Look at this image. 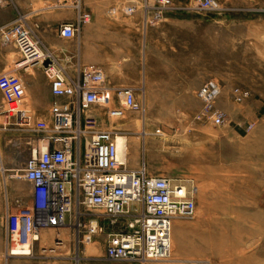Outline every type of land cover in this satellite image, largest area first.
<instances>
[{
	"label": "rangeland",
	"instance_id": "374dc122",
	"mask_svg": "<svg viewBox=\"0 0 264 264\" xmlns=\"http://www.w3.org/2000/svg\"><path fill=\"white\" fill-rule=\"evenodd\" d=\"M95 1L111 8L125 3ZM175 1L185 4L189 0ZM62 2L14 0L12 9L26 17L25 24L46 52H50L48 42L59 36V28L65 23L68 11L58 7ZM229 9L223 15H170L168 21L149 32L147 48L140 31H112L113 51L92 54L105 63L103 71L113 84L131 87L120 82L129 81L136 72L142 77L151 76L153 81L152 92H137L139 100L146 101L143 112L127 111L124 119L108 120L105 109L92 110L102 128L128 136L130 167L145 166L152 176L195 182L196 214L193 219L176 222L172 259L145 264H264V0ZM113 18L125 26L140 21L139 16ZM40 19L46 22L42 24ZM125 36L136 40L130 44ZM71 43L65 40L66 45ZM0 49L10 57L11 65L5 74L15 73L21 78L20 71H15V46H3L0 41ZM130 58L133 68H129ZM118 61L124 67L114 66ZM34 70L47 78L38 68L29 73ZM212 80L222 88L216 106L227 120L220 127L196 120L203 112L197 94ZM137 87L142 89V84ZM235 88L248 90L250 98L236 104L231 96ZM153 101H164V107H152ZM10 129L0 132V172L2 167L8 171L0 175L7 186L11 185L7 184L9 177L23 169L31 157L26 138L35 137ZM19 182L29 194L32 186ZM43 233L41 244L35 247V257L19 261L143 264L105 259V235L84 240L75 229ZM8 261L0 257V264L11 262Z\"/></svg>",
	"mask_w": 264,
	"mask_h": 264
},
{
	"label": "built area",
	"instance_id": "2783aa9c",
	"mask_svg": "<svg viewBox=\"0 0 264 264\" xmlns=\"http://www.w3.org/2000/svg\"><path fill=\"white\" fill-rule=\"evenodd\" d=\"M14 6V0H0L2 9ZM58 7L76 13V21L62 24L59 35L66 40L78 39L83 26L92 22L84 0H63ZM229 11L220 0H189L185 4L175 0H125L108 13L111 17L140 14L147 30L170 15H223ZM25 22L26 17L18 14L0 27V41L17 49L20 60L15 64L16 72L38 68L45 73L56 101L50 110L51 124L36 123L21 105V78L15 73L0 75V92L5 95L0 106V132H8L11 127V131L35 136L26 138L30 159L9 177L29 183L32 193L30 204L18 202L19 210L7 214L6 259H33L43 232L75 229L84 240L105 235L108 261H170L175 222L193 219L196 214L195 182L152 176L145 166L131 168L128 136L102 128L92 110L103 108L108 120H120L127 111L143 112L145 103L137 99L134 89H112L103 69L97 66L82 68L79 79L71 80L53 55L42 49ZM46 62H50L47 67ZM221 96L218 82L206 83L197 94L203 112L196 120L224 126L226 115L216 106ZM231 96L236 104H243L251 94L235 88ZM63 99L66 101H58ZM119 137L126 140L125 151L119 149ZM1 172L5 175L8 171L2 167Z\"/></svg>",
	"mask_w": 264,
	"mask_h": 264
},
{
	"label": "crops",
	"instance_id": "0c3cea01",
	"mask_svg": "<svg viewBox=\"0 0 264 264\" xmlns=\"http://www.w3.org/2000/svg\"><path fill=\"white\" fill-rule=\"evenodd\" d=\"M57 1V0H55ZM226 7H240V6H249L258 0H220ZM85 8L88 12L92 14V22L83 26L81 36L76 40H71L72 43L70 45L65 44V40L60 35L51 39L48 42V48L50 53L55 58L56 62L65 69L68 77L77 81L79 79V74L82 68L86 66H97L101 69L105 68L106 65L103 61H100L99 58L92 56V54H98L103 52L111 53L113 51L112 46L114 45V38L110 36L112 31L117 32H125L128 34H132L136 31H140L142 34V44L147 48L149 44V32L153 29L157 28H149L144 29L141 15L138 14L136 16L140 17V21L138 24H132L129 26H125L117 21L116 18H113L109 15V9L111 8L108 4L101 3L97 4L95 0H84ZM12 8L2 9L0 8V27L8 24L13 21L18 16L17 10H11ZM68 11L65 14L64 21L65 23L75 22L76 21V13L71 9H67ZM41 23L44 24L46 21L40 19ZM168 21L166 19L164 23ZM126 37V36H125ZM127 38V39H126ZM125 39L133 44L135 42V38L126 37ZM68 41V40H66ZM119 41V39H117ZM118 43V42H117ZM106 46H109L107 49ZM0 60L3 61V65L0 67V75L4 74L6 70L10 67V57L7 51L5 53L0 49ZM135 52V51H134ZM18 54V61L20 60V55ZM133 54L130 51V55ZM264 58V56H263ZM132 59H129V68H133L131 65ZM113 66V64H112ZM114 66L118 68L124 67L121 61H118ZM37 69V68H35ZM136 69V67H135ZM30 71V70H29ZM29 71H18L21 76V80L23 83V95L21 98V105L24 109L28 110L33 117V120L37 122H51L50 110L52 104L56 99L53 97L50 89V81L48 78L44 76L43 73L39 70H34L33 74L29 73ZM22 72V73H21ZM107 83L114 90H120L123 88H131L136 92L140 90L144 92H152V84L151 76H140L139 74L134 73L132 78L129 81H121V84H127L131 87H126L124 85H116L113 84L108 77ZM162 84L164 81L162 80ZM142 84V89H139L137 86ZM115 92V91H114ZM137 99L139 100L138 96ZM5 101V95L0 92V106ZM61 102H65L66 100H58ZM142 101V100H139ZM146 105V101L143 100ZM152 107L161 106L164 107V101H153ZM36 144V141H33V145ZM1 173V172H0ZM3 175V174H2ZM7 184H11L7 186L3 176L0 175V257L5 256L6 252V217L8 213H16L19 210L18 202L30 204L31 202V193H26L21 187L19 180L10 179ZM29 184V183H27ZM8 187L7 192H5V188ZM26 198V202H25ZM177 222V221H176ZM175 222V224H176ZM175 228V225H174ZM11 260V262H10ZM24 259H9V264H30L26 261H19ZM57 264H68L67 262H60Z\"/></svg>",
	"mask_w": 264,
	"mask_h": 264
},
{
	"label": "bare ground",
	"instance_id": "6f19581e",
	"mask_svg": "<svg viewBox=\"0 0 264 264\" xmlns=\"http://www.w3.org/2000/svg\"><path fill=\"white\" fill-rule=\"evenodd\" d=\"M29 70H31V69H29ZM145 135H147L146 132H145L144 136ZM118 143H119L120 151H125L126 150V140L122 137H119ZM128 154L130 155V147L129 146H128ZM129 158H130V156H129Z\"/></svg>",
	"mask_w": 264,
	"mask_h": 264
},
{
	"label": "water",
	"instance_id": "95a60500",
	"mask_svg": "<svg viewBox=\"0 0 264 264\" xmlns=\"http://www.w3.org/2000/svg\"><path fill=\"white\" fill-rule=\"evenodd\" d=\"M48 65H50V62H46V63H45V66H46V67H47Z\"/></svg>",
	"mask_w": 264,
	"mask_h": 264
}]
</instances>
